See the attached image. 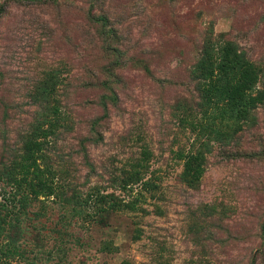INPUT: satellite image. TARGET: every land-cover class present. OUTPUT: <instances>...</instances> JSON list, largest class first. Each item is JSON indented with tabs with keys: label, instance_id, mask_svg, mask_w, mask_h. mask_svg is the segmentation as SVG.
<instances>
[{
	"label": "rangeland",
	"instance_id": "374dc122",
	"mask_svg": "<svg viewBox=\"0 0 264 264\" xmlns=\"http://www.w3.org/2000/svg\"><path fill=\"white\" fill-rule=\"evenodd\" d=\"M226 42L256 64L264 91V0H0V170L20 159L48 72L72 120L48 145L52 195L23 206L28 189L0 180L15 217L0 249L13 238L23 252L0 264H264V103L238 134L206 136L197 187L177 154L202 116L196 65L206 44ZM146 148L155 190L122 189ZM98 190L139 200L118 212L71 201Z\"/></svg>",
	"mask_w": 264,
	"mask_h": 264
},
{
	"label": "trees",
	"instance_id": "16d2710c",
	"mask_svg": "<svg viewBox=\"0 0 264 264\" xmlns=\"http://www.w3.org/2000/svg\"><path fill=\"white\" fill-rule=\"evenodd\" d=\"M195 72L199 79L198 106L202 116L197 118L198 123L194 126L197 133L192 148L186 152H177L178 156L184 160L182 179L191 188L200 184L206 171L208 153L211 152V143L205 139L206 136L208 138L214 133L218 138H222L227 132L226 126H233L234 134H238L244 130L245 126L255 121V110L264 103V91L258 88L260 77L258 67L238 49L234 42L217 46L206 44ZM62 86L63 81L56 71L48 72L43 80L37 82L33 97L38 112L31 127L22 137L20 159L14 161L13 165L5 167L4 170H0V180L14 181L18 192L28 189L22 196L23 206L24 203L27 204L29 197L33 196L37 199L40 195H52L59 186L55 181L56 170L48 165L47 149L51 143L50 138L52 137L54 142V138H58L61 127L67 131L72 129L70 110L63 98L61 100L58 95V88ZM98 134L95 141L103 139V135L99 132ZM150 158V149H143L132 165L133 168L117 180L119 187L127 190L141 182L143 189L155 190L154 182H150L149 179L144 180L143 177L148 171ZM138 200V197H135L134 200L126 201L114 193L93 191L89 192L83 200L78 197L71 201L77 204L84 201L93 206L100 205L99 211L103 212H118L135 209ZM14 219L11 210L0 202V234L11 236ZM15 242L13 238H10L9 245L0 249L1 261L23 254ZM103 248L108 251L118 249L114 244L108 243H105ZM122 264L131 263L124 260Z\"/></svg>",
	"mask_w": 264,
	"mask_h": 264
}]
</instances>
